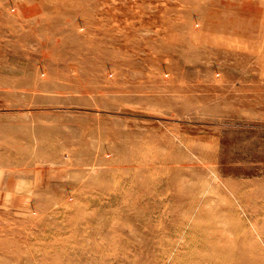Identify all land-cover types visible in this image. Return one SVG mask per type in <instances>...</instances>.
Returning <instances> with one entry per match:
<instances>
[{
	"label": "rangeland",
	"instance_id": "1",
	"mask_svg": "<svg viewBox=\"0 0 264 264\" xmlns=\"http://www.w3.org/2000/svg\"><path fill=\"white\" fill-rule=\"evenodd\" d=\"M0 264H264V0H0Z\"/></svg>",
	"mask_w": 264,
	"mask_h": 264
}]
</instances>
